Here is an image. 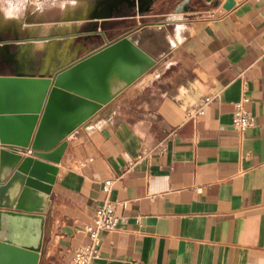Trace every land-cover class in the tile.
Segmentation results:
<instances>
[{
    "label": "crops",
    "instance_id": "crops-1",
    "mask_svg": "<svg viewBox=\"0 0 264 264\" xmlns=\"http://www.w3.org/2000/svg\"><path fill=\"white\" fill-rule=\"evenodd\" d=\"M183 1L131 0L94 28L63 32V11L40 14L3 39L13 52L30 43L27 70L4 59L6 76H54L123 37L156 61L65 139L59 163L30 156L56 167L39 264H70L106 200L120 224L102 234L94 264H264V0H235L230 10L226 0H188L194 8L178 11ZM70 32L68 59L46 68L35 40L63 47ZM238 104L253 119L243 132ZM15 166L0 158V185Z\"/></svg>",
    "mask_w": 264,
    "mask_h": 264
},
{
    "label": "water",
    "instance_id": "water-1",
    "mask_svg": "<svg viewBox=\"0 0 264 264\" xmlns=\"http://www.w3.org/2000/svg\"><path fill=\"white\" fill-rule=\"evenodd\" d=\"M214 3L219 6L220 0ZM235 4L226 0L222 6L230 10ZM1 64L7 61L0 57ZM155 64L135 41L123 37L54 76L0 75V158L9 147L18 157L0 185V264H39L50 204L48 192L29 182L21 168L27 157L16 150L31 148L34 157L59 163L65 139Z\"/></svg>",
    "mask_w": 264,
    "mask_h": 264
},
{
    "label": "bare ground",
    "instance_id": "bare-ground-1",
    "mask_svg": "<svg viewBox=\"0 0 264 264\" xmlns=\"http://www.w3.org/2000/svg\"><path fill=\"white\" fill-rule=\"evenodd\" d=\"M81 4L82 3H80V5ZM128 4L131 5V0H95L91 7L86 4L81 5L79 13H77L76 9L73 10L69 8L64 10L63 21L79 18L81 21L89 20L93 23L101 22L117 15L116 13ZM7 24L8 23L0 24V29ZM35 41H38L39 44L46 48V68H49V65L54 64L56 61L64 59V50L56 43H53L49 39L43 40L41 38ZM29 46L30 43L27 41L19 51L11 53L8 50V43L0 40V55L3 59L12 62L18 71H25L27 70L29 62ZM1 160L3 163L12 162L18 160V157L14 155L13 150L3 148ZM21 168L29 173V182L31 184L40 187L46 192L50 190L55 179V166L29 156L23 162Z\"/></svg>",
    "mask_w": 264,
    "mask_h": 264
},
{
    "label": "built area",
    "instance_id": "built-area-1",
    "mask_svg": "<svg viewBox=\"0 0 264 264\" xmlns=\"http://www.w3.org/2000/svg\"><path fill=\"white\" fill-rule=\"evenodd\" d=\"M200 112L203 113V107L200 108ZM253 119L249 113H247L241 104L237 105L235 113L234 127L243 132L252 125ZM23 156L29 157L33 155L31 148L19 149ZM113 180L105 182L104 190L109 192L113 185ZM120 224V215L118 213L117 204L106 200L101 206L97 208L93 216V223L86 228L91 242L83 244L75 250L74 258L70 264H94L97 259L100 246L102 244V234L111 233L118 229Z\"/></svg>",
    "mask_w": 264,
    "mask_h": 264
},
{
    "label": "rangeland",
    "instance_id": "rangeland-1",
    "mask_svg": "<svg viewBox=\"0 0 264 264\" xmlns=\"http://www.w3.org/2000/svg\"><path fill=\"white\" fill-rule=\"evenodd\" d=\"M91 1L92 0H90V3H91ZM94 2H95V0H93V4H94ZM80 3H82V0H80ZM93 4H91L89 7H91ZM123 9H121L116 14H120ZM62 11L64 13V10H61V9H54L52 11H46L45 13H39V12L34 11L32 8H30L22 22H20V23L9 22L6 26H4L3 28L0 29V40L1 41H5L3 39H6V38L13 39L16 35H19L20 33L27 32L30 27L35 26L38 23V21L41 19L40 18V14H42L44 17H46V16L49 17V16H54L55 13H56L57 16H58V15H60V13H62ZM83 22L86 23L91 28H94L96 26V24L98 23V22L97 23H93L92 21H89V20H82L81 21L79 18H73L70 21H61V22H59V24H58L59 28L57 30L59 31L60 27H61V31L62 32L65 31V28H67L69 31H71L75 24L79 25V24H81ZM8 30H10V32H8ZM74 36H75V33H73V32H70L68 34H63V36H62L63 38H65L64 46L60 47L61 49L64 50V54H65L63 61L68 59L67 52H68V49H69V45L71 44V42L74 39ZM49 40L52 41L53 43H56V44H57V41H58L57 38H55V37L51 38ZM26 43H27V41L23 42L21 44V47L19 48V50ZM8 50L11 53H15V52L10 50L9 43H8ZM19 50H17V51H19Z\"/></svg>",
    "mask_w": 264,
    "mask_h": 264
},
{
    "label": "clouds",
    "instance_id": "clouds-1",
    "mask_svg": "<svg viewBox=\"0 0 264 264\" xmlns=\"http://www.w3.org/2000/svg\"><path fill=\"white\" fill-rule=\"evenodd\" d=\"M80 7V0H0V24L20 23L29 9L39 13L54 9L75 10Z\"/></svg>",
    "mask_w": 264,
    "mask_h": 264
},
{
    "label": "flooded vegetation",
    "instance_id": "flooded-vegetation-1",
    "mask_svg": "<svg viewBox=\"0 0 264 264\" xmlns=\"http://www.w3.org/2000/svg\"><path fill=\"white\" fill-rule=\"evenodd\" d=\"M184 2H185V0L180 4V6L182 5V4H184ZM186 8H188V9H186ZM190 8H194V6L192 5V4H190V3H186V4H184V5H182V9H184V10H189ZM127 9H131V8H126V10ZM118 15V14H117Z\"/></svg>",
    "mask_w": 264,
    "mask_h": 264
}]
</instances>
